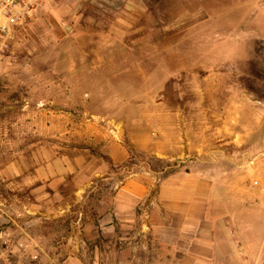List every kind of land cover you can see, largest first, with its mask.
Returning <instances> with one entry per match:
<instances>
[{
  "label": "rangeland",
  "instance_id": "374dc122",
  "mask_svg": "<svg viewBox=\"0 0 264 264\" xmlns=\"http://www.w3.org/2000/svg\"><path fill=\"white\" fill-rule=\"evenodd\" d=\"M242 92L264 100V0H53L0 51V264H177L143 214L190 164L129 140L112 164L107 122L163 142L175 112L183 150L187 114L197 126L202 103L217 111ZM133 176L146 202L107 232V202Z\"/></svg>",
  "mask_w": 264,
  "mask_h": 264
},
{
  "label": "crops",
  "instance_id": "0c3cea01",
  "mask_svg": "<svg viewBox=\"0 0 264 264\" xmlns=\"http://www.w3.org/2000/svg\"><path fill=\"white\" fill-rule=\"evenodd\" d=\"M52 3L49 0L43 10ZM230 91L242 88L234 83ZM243 95L223 102L217 111L202 103L200 123L194 124L199 138L193 116L187 114L183 150L174 135L175 112L163 115L169 133L173 131L163 142L160 138L147 142L143 135L129 138L123 130L125 122L119 123L121 133L112 129L117 121L107 122L111 135L106 137L105 151L112 164L124 160L125 140L138 151L173 155L190 164L183 173L163 180L155 204L146 212V227L177 264H264V151L254 149L257 109L264 108V100ZM103 169L99 167L98 173ZM170 188L173 193L166 196ZM148 193L138 176L127 179L107 202L105 230L136 220Z\"/></svg>",
  "mask_w": 264,
  "mask_h": 264
},
{
  "label": "built area",
  "instance_id": "2783aa9c",
  "mask_svg": "<svg viewBox=\"0 0 264 264\" xmlns=\"http://www.w3.org/2000/svg\"><path fill=\"white\" fill-rule=\"evenodd\" d=\"M48 1L0 0V51L7 47L14 29L30 21L37 13L41 12ZM143 215L146 216V214Z\"/></svg>",
  "mask_w": 264,
  "mask_h": 264
}]
</instances>
